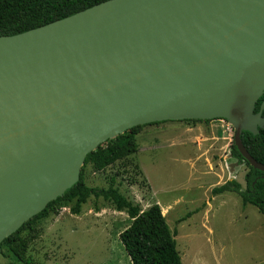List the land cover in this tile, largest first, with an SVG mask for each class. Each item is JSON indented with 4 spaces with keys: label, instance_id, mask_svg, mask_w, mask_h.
<instances>
[{
    "label": "water",
    "instance_id": "1",
    "mask_svg": "<svg viewBox=\"0 0 264 264\" xmlns=\"http://www.w3.org/2000/svg\"><path fill=\"white\" fill-rule=\"evenodd\" d=\"M108 5L91 27L67 21ZM264 0H106L0 36V244L130 128L223 118L264 127Z\"/></svg>",
    "mask_w": 264,
    "mask_h": 264
},
{
    "label": "rangeland",
    "instance_id": "2",
    "mask_svg": "<svg viewBox=\"0 0 264 264\" xmlns=\"http://www.w3.org/2000/svg\"><path fill=\"white\" fill-rule=\"evenodd\" d=\"M234 126L215 118L146 125L139 149L97 171L88 166L86 182L116 187L142 210L159 204L183 264H264V215L244 205L234 192L215 195L229 180L246 186V163L233 157ZM132 219L103 198L91 197L80 215L69 207L41 221V235L28 256L33 264H133L120 238ZM0 264H24L7 246Z\"/></svg>",
    "mask_w": 264,
    "mask_h": 264
},
{
    "label": "trees",
    "instance_id": "3",
    "mask_svg": "<svg viewBox=\"0 0 264 264\" xmlns=\"http://www.w3.org/2000/svg\"><path fill=\"white\" fill-rule=\"evenodd\" d=\"M103 1L106 0H0V36L14 35L40 27ZM263 101L264 94L256 103V112L259 111ZM184 121L195 123L201 120L186 119ZM159 123L162 122L152 124ZM146 125L149 124L130 128L90 152L81 169L80 180L6 238L0 244V251L7 246L18 261L33 264L28 251L41 235L39 229L41 221L51 214H59L66 207H69L70 213L80 215L83 205L94 197L108 201L117 211H126L132 219L130 226L121 232L120 238L133 264H183L177 248L176 233L170 230L159 204L142 210L138 204L119 191L115 176L111 177L108 187L90 186L86 182L85 171L88 166L101 171L136 152L139 149L137 137ZM241 138L249 153L258 162L264 164V127L260 128L258 134L245 130ZM231 153L240 163H246L248 166V172L245 175L246 186L243 188L237 180L233 179L214 187L213 193L218 195L234 192L239 195L244 205L252 204L264 215V172L253 167L242 156L234 141Z\"/></svg>",
    "mask_w": 264,
    "mask_h": 264
},
{
    "label": "bare ground",
    "instance_id": "4",
    "mask_svg": "<svg viewBox=\"0 0 264 264\" xmlns=\"http://www.w3.org/2000/svg\"><path fill=\"white\" fill-rule=\"evenodd\" d=\"M108 9V5H103L96 7L94 10L89 11L85 14L79 15L78 17L67 21L68 29H73V26H77V28L82 27H91L92 24L99 19L101 14Z\"/></svg>",
    "mask_w": 264,
    "mask_h": 264
}]
</instances>
